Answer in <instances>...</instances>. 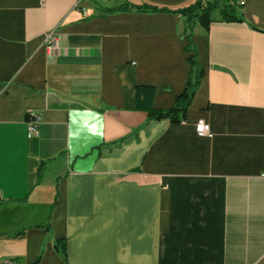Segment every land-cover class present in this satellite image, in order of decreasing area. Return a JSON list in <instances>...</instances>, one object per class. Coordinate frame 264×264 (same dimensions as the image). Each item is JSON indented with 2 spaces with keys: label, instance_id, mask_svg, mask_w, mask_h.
I'll list each match as a JSON object with an SVG mask.
<instances>
[{
  "label": "crops",
  "instance_id": "1",
  "mask_svg": "<svg viewBox=\"0 0 264 264\" xmlns=\"http://www.w3.org/2000/svg\"><path fill=\"white\" fill-rule=\"evenodd\" d=\"M193 1L0 0V264H264V0L208 31L106 12ZM189 36L204 76L186 116L149 120L136 88L174 107Z\"/></svg>",
  "mask_w": 264,
  "mask_h": 264
},
{
  "label": "trees",
  "instance_id": "2",
  "mask_svg": "<svg viewBox=\"0 0 264 264\" xmlns=\"http://www.w3.org/2000/svg\"><path fill=\"white\" fill-rule=\"evenodd\" d=\"M240 5L237 0H194L188 7L177 10L161 8L150 4L129 7L127 5L108 9L107 13L135 11L138 13H175L182 15L189 28L199 25L208 31L209 26L215 21L242 22L239 17ZM189 54L188 62L191 66V74L184 91L177 96L176 104L168 110L155 109V87L140 85L136 88V109L145 112L149 120L168 119L172 123H180L186 116L195 92L204 76V70L198 61V53L189 36V45L186 48ZM57 248L63 256H66L65 240H57ZM66 258V257H64Z\"/></svg>",
  "mask_w": 264,
  "mask_h": 264
},
{
  "label": "built area",
  "instance_id": "3",
  "mask_svg": "<svg viewBox=\"0 0 264 264\" xmlns=\"http://www.w3.org/2000/svg\"><path fill=\"white\" fill-rule=\"evenodd\" d=\"M241 6L244 5V2L241 1L239 3ZM59 38L55 37V34L53 32L47 34L45 43L50 49H56L58 45ZM41 117L36 114H29L27 117V136L28 139H35L38 138L39 133V127H40ZM211 131L210 125L205 123V121L200 120L196 126V133L200 136H204L209 134Z\"/></svg>",
  "mask_w": 264,
  "mask_h": 264
}]
</instances>
